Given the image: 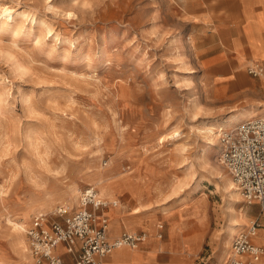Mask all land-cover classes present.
Returning <instances> with one entry per match:
<instances>
[{
    "label": "rangeland",
    "instance_id": "obj_1",
    "mask_svg": "<svg viewBox=\"0 0 264 264\" xmlns=\"http://www.w3.org/2000/svg\"><path fill=\"white\" fill-rule=\"evenodd\" d=\"M193 1L0 0L1 11H13L0 22V260L15 264L25 254L10 218L25 225L38 210L77 207L64 197L72 184L123 203L121 195L133 200L139 190L157 191L169 208L205 200L207 214L197 203L186 229L195 234L183 238L195 251L207 231L192 264L216 261L231 217L240 232L260 216L206 162L230 173L220 139L206 151L207 126L232 111L213 113L223 103L211 97L196 42L209 40L203 25L216 30L225 12L190 10ZM29 205L30 217L21 216Z\"/></svg>",
    "mask_w": 264,
    "mask_h": 264
},
{
    "label": "crops",
    "instance_id": "obj_2",
    "mask_svg": "<svg viewBox=\"0 0 264 264\" xmlns=\"http://www.w3.org/2000/svg\"><path fill=\"white\" fill-rule=\"evenodd\" d=\"M191 5L190 10L199 12L212 10L225 12L218 18L220 21L214 22L216 30L209 31L207 22H205L207 26L203 25L207 29L209 40L203 46L198 39L196 41L197 52H200L204 59V67L211 70L210 90L213 92L211 97L214 101L223 103L213 113L221 114L237 108L240 110L245 107L262 106L258 103H264V80L251 75L247 71V65L251 61L264 62V0H195ZM199 12L195 16L197 20L201 17H205L206 20L207 16ZM225 104L229 107L224 108ZM258 111L262 112L254 116H263L264 106ZM151 193L152 191L149 190H139L133 200H128L124 194H117L118 197L124 196L126 202L123 203L118 198L117 204L111 203L103 208L102 212L109 219L111 237L118 236L124 230H144L149 234V238L137 248L122 246L105 255L102 258L104 264H192L194 262L193 256L200 250L207 231L195 251L185 249L184 245L187 243L183 238L185 234L192 236L195 234L193 230L189 232L186 229L188 222L197 217V203L201 204L204 213L207 214L205 200L199 199L191 203L180 202L169 208L168 205L159 203L160 196L157 191L152 193L153 195ZM113 200L116 199L110 201ZM133 201L137 204L135 207L130 205ZM120 202L124 206H120ZM139 203L145 206L136 209ZM252 204L258 205L260 209L258 202ZM161 223L163 237L158 238L156 233ZM181 228L184 229L181 231L182 240L179 242L178 231ZM251 239L255 244H264V227H260ZM28 252L29 256L14 255L17 257L15 264H37L29 248ZM56 252L67 264L74 263L76 251H68L65 244H59ZM240 257L251 258L250 254H241ZM225 259L217 258L213 264H222ZM257 263L264 264V256ZM38 264L50 263L43 260Z\"/></svg>",
    "mask_w": 264,
    "mask_h": 264
},
{
    "label": "built area",
    "instance_id": "obj_3",
    "mask_svg": "<svg viewBox=\"0 0 264 264\" xmlns=\"http://www.w3.org/2000/svg\"><path fill=\"white\" fill-rule=\"evenodd\" d=\"M247 69L253 76L264 77V62L251 61ZM219 139L220 161L230 171L245 201L259 203L261 216L235 235L230 254L222 264H258L264 256V244H255L251 237L264 227V115L249 117L222 130ZM111 203L117 204V200L104 198L95 186L88 185L81 191L77 207L62 204L52 211L34 214L26 233L35 263L47 260L50 264H67L56 252L61 243L68 251H76L73 264H104L102 258L116 248L139 247L149 238L144 230H124L110 236L109 220L102 210ZM162 227L159 224L158 238L163 237ZM241 254H250L251 258L243 259Z\"/></svg>",
    "mask_w": 264,
    "mask_h": 264
},
{
    "label": "bare ground",
    "instance_id": "obj_4",
    "mask_svg": "<svg viewBox=\"0 0 264 264\" xmlns=\"http://www.w3.org/2000/svg\"><path fill=\"white\" fill-rule=\"evenodd\" d=\"M12 13H13V11L11 9L6 8V9H4V11L0 10V18H1L0 22H2V23L8 22V20L11 18L10 16H12V18H13V15H11ZM11 30H13V29H11ZM15 31L16 30H14L13 32H15ZM187 80H188L187 83L190 82V80H191L190 77H188ZM259 109L260 108L251 106V107H245V108L237 110V111H232L231 114L227 117V119L219 120V121L217 120L214 124L208 125L207 130H206L207 131L206 136L210 140V143H209L210 145L208 146V149L206 150L207 154H210L215 149L214 145L216 144V141L219 139V135L222 132V130H224L226 128H231V127L237 125L238 123L242 122L243 120L262 112V111H258ZM174 135H177V132H176V134L174 133L173 136ZM206 160H207L206 162L209 165V169L212 172V174L215 175L217 178H221V181L224 184V189L226 191H229L230 195L232 197L239 200L241 198V191H240L238 184L233 179V177L230 176V173L228 171H226V169L223 170L216 163V161L213 162L210 159V157L206 158ZM105 177H107L105 174L101 175L102 180H105ZM81 191L82 190H80L79 187L76 186V184H72V185H70L69 190L66 193L67 196H64V197L67 199L72 198L75 202L78 203L79 202V195H80ZM106 193L109 194L108 191H106ZM100 194L102 196L105 193L102 194V192H101ZM35 208H36L35 205H29L21 213V216L30 217V213ZM138 208H141V205H138L136 207V209H138ZM10 221L12 223L14 230H15L16 244L19 247V249L21 248V250L25 253V254H23V256H26V252L28 251V248H29L28 247L29 242L27 241L28 238L26 236V225L28 223L24 225L22 222H19L17 220H13L12 218H10ZM231 221H232V223L225 230L224 234H221L220 247H219V252L217 254L218 258H221V257L226 258L228 256V254L231 251L230 243H231L232 239H234L235 235L239 232L240 228L243 226V223L240 222L239 217L233 216V217H231ZM108 229H109V221H108ZM29 250H30V248H29ZM15 251L17 253H19L18 249H15ZM0 264H8V262L3 259V260H0Z\"/></svg>",
    "mask_w": 264,
    "mask_h": 264
}]
</instances>
